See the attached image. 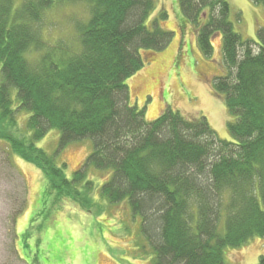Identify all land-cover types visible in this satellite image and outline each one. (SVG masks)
Masks as SVG:
<instances>
[{"label":"trees","instance_id":"1","mask_svg":"<svg viewBox=\"0 0 264 264\" xmlns=\"http://www.w3.org/2000/svg\"><path fill=\"white\" fill-rule=\"evenodd\" d=\"M254 1L264 9V0ZM79 4L86 14L70 10L66 35L55 43L42 37L47 12ZM178 5L203 56L221 36L227 72L211 87L233 117L231 141L217 139L204 117L169 106L147 121L145 106L131 101L125 82L148 60L142 54L164 49L172 36L159 27L165 11L147 25L155 0H0V123L15 126L19 109L29 113L25 140L4 129L0 139L39 166L56 195L80 205L79 188L87 197L92 189L85 164L68 180L35 142L51 129L60 145L90 139L85 163L110 173L101 195L141 216L154 264H225V248L264 237V27L253 44L234 31L226 0Z\"/></svg>","mask_w":264,"mask_h":264},{"label":"rangeland","instance_id":"2","mask_svg":"<svg viewBox=\"0 0 264 264\" xmlns=\"http://www.w3.org/2000/svg\"><path fill=\"white\" fill-rule=\"evenodd\" d=\"M226 1L234 31L243 40L258 43L257 29L264 27L263 6L254 0ZM75 6L47 12L42 29L45 40L55 43L56 38L66 35L70 10L86 14L85 5ZM178 9V0H155L147 25L158 21L159 12L165 11L168 17L159 21V27L172 36L164 49L142 54L144 61L148 60L125 82L131 101L139 108L145 106L147 121L156 119L169 106L187 118L204 117L217 139L231 141L226 127L233 117L224 97L214 94L211 87L213 79L227 72L221 36H213L212 52L209 57L203 56L193 28L180 19ZM10 96L12 107H17L14 88ZM28 116L27 111L19 109L15 126L2 122L0 130L23 141L29 135ZM35 147L62 169L68 180L85 164L84 180L92 181V189L87 197L79 188L82 205L74 195L59 197L49 189L39 166L15 157L0 139V264H154V250L141 232V216L134 215L126 201L111 204L101 195L110 173L85 163L92 151L90 139L60 145V132L51 129L35 142ZM223 256L225 264H259L264 258V237H253L238 248L227 247Z\"/></svg>","mask_w":264,"mask_h":264},{"label":"crops","instance_id":"3","mask_svg":"<svg viewBox=\"0 0 264 264\" xmlns=\"http://www.w3.org/2000/svg\"><path fill=\"white\" fill-rule=\"evenodd\" d=\"M107 226L109 227V226H111V225L108 224ZM105 239H106V237H105ZM99 242H100V243H99V246H100V248H102V247H103V246H102V243H103V242H102V241H99ZM107 243H109L108 240H107ZM107 245H108V244H107ZM122 251H123V250H122ZM104 253H105V251H104ZM96 264H106V263H104V262H99V263H96ZM107 264H108V263H107Z\"/></svg>","mask_w":264,"mask_h":264}]
</instances>
